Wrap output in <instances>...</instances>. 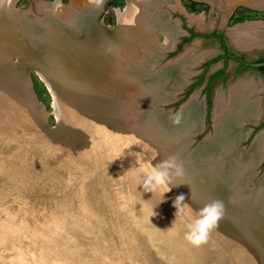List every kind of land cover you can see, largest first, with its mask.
<instances>
[{
    "label": "bare ground",
    "instance_id": "obj_1",
    "mask_svg": "<svg viewBox=\"0 0 264 264\" xmlns=\"http://www.w3.org/2000/svg\"><path fill=\"white\" fill-rule=\"evenodd\" d=\"M240 1L249 2L257 7L264 5L260 4L258 6L259 4L256 3V0H230L229 9L234 8ZM14 2L15 0H13L10 7L0 8V108L2 107L0 109V126L8 128L11 125L17 128L15 124L27 123V118H30V108L40 114V121L43 123L45 118L49 116L43 114L44 111L40 108L42 104L39 101H35L31 83L23 74L25 67L33 63L36 65V62H31V60H35L37 54L39 56L46 55V58H49L48 64L50 66L48 67L51 73L48 78L52 81L56 92L55 95L54 89H51L56 112L59 115V124L63 125L66 122L69 124L79 123L86 129V132H84L86 134L95 130L93 127L95 123L100 124L103 138L105 137L106 139V137L111 135L117 136L118 138L116 137L115 142L121 141L120 144L124 143V147L122 145L118 147L123 152L120 157L122 161H129L132 166L133 164L135 165V162L143 166L144 156L155 162L159 161L160 139H166V137L158 136V132H154L155 129L151 126L147 127V125L139 131L135 130L139 128L131 129L129 124L126 125L123 119L122 112L126 108L121 109V101L124 100L125 102L126 99L128 100L132 92L134 94L144 93L152 98L158 97L159 94H166L165 96L162 95L165 97L164 101H171L175 94L187 83L193 66H196L197 61L202 58L201 53L197 55L195 51H189L188 53L186 51V55L183 54L182 59H180V56L178 62L171 61L169 66L162 67V70L159 71L161 73L158 79L151 78V76L157 74L155 72L152 74V71L155 70L154 67H156L153 64L155 62L153 57L154 54L158 53L153 46L154 33L161 31L160 26H165L162 29L166 33L167 42L168 44L173 42L177 29L166 17L168 15L166 9L174 11L178 8V5L173 0H129L125 13L116 10L120 19V22L118 20L119 29H117L118 32L115 31L109 35L107 33L102 34L94 26V11L98 8L93 3H90L89 0H73L71 6L63 5V8L55 14L51 11L53 3L44 4V2H41L39 3L41 5L39 12L35 15L31 11L21 12L17 11V9L15 10ZM164 5L168 6L163 9L162 6ZM150 12L154 17H149ZM81 22L85 25H80L79 23ZM261 26L264 27V22L257 23L253 21L236 25L230 32V39L232 38L235 45L242 50L253 49L252 47H264V38L259 37L261 33L259 27ZM31 36L37 40L33 49L25 43ZM54 38H56V41ZM148 48L152 50L150 53L147 51ZM144 54L150 57L148 58ZM15 57L17 61L14 60ZM157 57L159 56L157 55ZM157 57L155 55V58ZM144 60L146 61L145 63L149 64L151 75L147 78H141L143 81L141 84L135 82L130 75L125 76L126 72H123L124 70H134L136 61L138 65H141ZM42 65L44 64L42 63ZM146 65L144 64L141 69L136 71V73L141 72L139 76H143V71L141 70ZM38 75L45 81L43 74L39 71ZM142 86L144 87L142 88ZM62 88H64V91H61ZM263 90L264 84L261 82H255L253 79H243L230 86L227 96L223 93H218L213 120L216 128L215 134L210 135L204 143L202 141L198 143L196 152H192L193 155H191L193 158L198 154V158L193 159V164L189 163V165L185 166V176L180 179H184L186 183L191 184V182L198 181L200 177L202 183L207 181L211 184H216L217 187L229 189L231 191L229 201L232 206L243 205L248 214L255 212V209L259 211V214L262 212L259 216L263 217L264 222V197L263 200L258 202L255 199L264 192V183H260L262 187L259 189H250L248 184L250 183V178H252L251 171L246 174L245 188H241V191H246L244 200L243 198L238 199L235 197L230 185L235 175L245 168L246 165L243 162H247V168L254 165L255 168L259 160H261L262 146L264 147V132L255 140V144L249 150L243 151L238 149V147L239 143L245 140L248 135V131L243 126L247 123H256L261 114L263 107L260 103L259 93ZM167 91L170 92L169 96ZM195 99H191L192 101L188 103L189 105L185 106L182 112L183 121L173 130L175 137L179 136L181 138L184 136L182 143L185 147H188L192 134L202 129L201 104H198L199 102L197 103ZM160 100L162 101V99ZM10 107L12 110L9 109ZM62 110L64 115L61 113ZM93 111L96 113L97 119H94L93 115L91 116ZM172 125L169 122L167 127H172ZM150 127L153 132L149 131ZM118 131L121 133L122 131L125 132V135L119 136ZM83 141H87V139L85 138ZM144 142L149 147H147V150L144 148L145 150L142 151L139 146L143 145ZM92 144L97 147L96 142ZM177 145L181 146L180 143H177ZM135 150L142 151L139 152L141 157L136 155L131 157V153L133 155ZM115 157H117L116 153ZM102 160L104 165L111 168L115 167H112V164L116 163L114 160H118V163H120L118 157L111 158V156H107ZM110 162H112L111 165H109ZM191 168L194 170H191ZM98 169L100 168L93 166L89 171L90 176L96 182L95 187H100L103 191H106L107 196L116 202L115 200L120 195L116 192L114 194L113 185L116 183L111 181V178L117 177L114 172L115 169H111L106 173L100 172ZM93 172L96 174L94 175ZM104 179L109 184L110 190L102 187ZM122 180L124 181V179ZM126 180L129 184H132L131 177ZM92 187L91 189L94 191V185ZM89 194L90 196L92 195L90 192ZM250 197L251 201L249 200ZM253 201L256 202L253 203ZM106 214L109 217L105 219L102 216L95 223L106 221L110 224L112 221L117 226H121L122 230L114 228L115 231L111 232V234H114L112 238L115 239L114 242L112 241L113 244L110 243L112 246H110V250H113V253H106L109 242L104 241L99 246L97 245L98 249H100V251L98 250L99 254L105 255L107 264H128L127 257H132V254L137 251V247L144 250V237L140 232L138 233L137 227L131 225L127 227V221H120L119 218L116 219V216L109 215L110 213ZM118 220L119 222H117ZM56 226L59 225L57 224ZM98 226L99 229L104 231L103 226ZM56 228L54 230L53 225H51L47 227L50 230L46 229V231L51 233L50 236L56 235ZM31 229H34V227ZM95 229L98 231V227ZM117 231H120V233L115 234ZM78 232L76 229L73 230L72 236L78 235ZM100 233H94L93 236L98 237ZM21 234L17 230L13 231L6 228L0 220V242L8 246L9 249H11L10 245L14 246V240H23L24 237ZM116 238H118V242ZM120 239L126 240V242H121ZM80 240L81 242L84 241L78 243V245L84 246L86 244L89 250L94 247L92 250L96 253V246H93V241L84 238L83 240L80 238ZM123 244L128 245V250L126 251L129 255L120 253L119 245ZM133 246L134 252L132 253ZM56 247L53 245L48 250L50 247L45 246V244L43 247L42 245H35L31 254V259H33V256L35 258L33 264L53 263L52 257L59 251ZM114 249L117 250L114 251ZM145 255L146 253L143 254L142 252V257L139 256V259L137 257L134 258L133 264H136V262H138L137 264H150L146 261ZM45 256L49 257L45 258ZM27 262L28 259L24 260L23 264H27Z\"/></svg>",
    "mask_w": 264,
    "mask_h": 264
},
{
    "label": "rangeland",
    "instance_id": "obj_2",
    "mask_svg": "<svg viewBox=\"0 0 264 264\" xmlns=\"http://www.w3.org/2000/svg\"><path fill=\"white\" fill-rule=\"evenodd\" d=\"M173 1L178 5V8L174 11L166 9L168 11L167 18L170 20V23H173L172 25L176 26L177 31L170 45L167 42L166 33L162 29V27L165 28V26L161 27L158 24L162 32L156 33L154 38L155 45L153 44V46L158 53L162 52V55L158 53L154 54L153 59H155V62L153 64L156 67H154L155 70L152 71V74L153 72L157 74L151 76V78L158 79L161 73L159 71L162 70V67L169 66L171 61L178 62L183 58V54L186 55L189 51H195L197 55L201 53L202 58L197 61L196 66H193L187 84L183 85L181 90L175 94L171 101H164L165 97L163 96L166 95L165 93V95L159 94L160 96L158 95V97L152 98L146 96L144 93L134 94L132 92L128 100L126 99L125 102L124 100L121 101V109L124 107L126 108L125 111L123 110L122 116L126 125L129 124L131 129L139 128L138 130L135 129L139 131L142 127L147 125V127H153L155 129L154 132H158V136L166 137V139H160V147L158 149L160 160L175 154L184 162V166H187L189 163L193 164L194 158H198V154L193 158L191 156L193 155L192 152H196L198 143L201 141L204 143L210 135L215 134L216 128L213 120L218 93H223L227 96L230 86L243 79H253L255 82L264 84L263 77L251 72H236V64L229 62L230 76L224 82L214 81L212 83L211 105L210 109L207 110V103L203 91L205 81L210 74L217 71V69L222 66V61L218 58L220 54V41L216 38L210 39L208 36L218 32L224 36L225 42L230 50L235 53L243 52L234 42L232 43L233 40L232 38L230 39L229 36L230 32L236 25L246 21L263 23L264 5L260 6V4H264V0H256V3H258L260 7L253 6L249 2H247V4L246 2L240 1L232 9H229L230 0ZM41 2L49 4L54 3L55 0H15L13 5L14 9H17V11H31L32 14L35 15L39 12L38 10L41 6L39 3ZM128 2L129 0H106L96 16L97 23H100L107 29L116 27L118 25V20L120 22L116 10L124 12L128 7ZM61 3L64 6H71L73 0H61ZM166 6L168 5H164L162 8L165 9ZM178 10L185 12L182 13ZM151 12L153 13V11ZM151 12L149 15L150 18L151 16L154 17ZM259 29H261V35L259 34V37L264 38V27L261 26ZM188 30L195 31L199 36L195 38L190 37ZM54 39L56 41V38ZM25 43L33 49L37 40L31 36ZM252 48L253 49L244 50L247 53L243 52V54H246L247 58L249 57L252 59L257 57L258 54L256 51H263L264 49L263 46ZM147 51L150 53L152 50L148 48ZM155 55L159 57L155 58ZM144 56L150 57L145 54ZM16 59L14 58L15 61ZM145 62L144 60L143 64L138 65L136 61L134 64L136 68L134 70L131 69V71L126 69L123 71L126 72L125 76L127 77L130 75L135 82L141 84L143 82L141 78H147L151 75L149 72V64ZM144 64L147 65L141 70L143 71V76H139L141 72L136 73V71L141 69ZM206 64H209L207 69L208 73H206V75L204 74L203 79L200 81L199 77ZM29 75L32 89L37 100L42 104L40 108L44 111L43 114L49 116L43 123L40 121V114L33 108V110L30 108L31 113L29 116L30 118H27V123H20V125L14 123L17 128L11 125L8 126V128L0 126V220L3 225H8L14 231L17 230V232L22 233L21 235L24 237L21 241L14 240V246L10 245L11 249L0 242V264H23L26 259H28L27 264H33L35 258L33 256V259H31V254L35 245H42L43 247L47 242L53 243L59 250L57 254L52 257L53 263L50 262L49 264H92L93 261L90 259L87 249L85 248L86 245H78V243L83 242L80 240V235L74 233L75 236H72V231L75 229L79 231V229L81 230V228L84 227L83 225H85L82 220L83 217H81L79 213L85 217L84 220L86 223L87 221L94 223L97 218H101L102 216L105 219L109 217L108 214H106V208L97 204L94 198L89 195L87 183H89V180L92 178L89 171L95 166L100 168L98 169L100 172L103 171L106 173L111 169H115V175L121 174V170H118V168L122 169V164L118 163V160H114L116 163L113 164L110 162L109 165L112 164V167L115 166L111 168L110 166L104 165L102 159L111 156V158L118 157L120 161L123 152L118 148L119 155L115 157L114 150L120 145L124 147V143L120 144V141L115 142V144L110 142L107 137V140L105 137L103 138L102 128L100 124L96 123V126L92 124L95 130L87 134L84 133L86 129L79 125V123L69 124L67 122L65 124L63 123L59 132H53L51 129L55 128L59 123V115L56 112L54 99L49 94L41 78L33 71H31ZM143 87L144 86H142V88ZM167 93L169 96L170 92L167 91ZM259 97L261 106L263 107L260 114L261 119L256 121L257 124L254 126L252 125L253 123H247L243 126L245 130L249 131L247 138L239 143L238 149L243 151L249 150L250 147L255 144V140L264 132V90L259 93ZM194 98H196L195 100L197 103L199 102L198 104H201L202 129L192 134L191 140L188 142V148L182 143L184 136L181 138H179V136L175 137V133H173L177 125L167 127V124L171 122L169 120L170 113L180 111L184 104L186 106V103H189L192 101L191 99ZM160 99H162V101ZM184 108L181 113L184 111ZM9 109L12 110L11 107ZM61 113L64 115L63 110ZM95 114L94 111L91 114L94 119L96 118ZM81 119H83V117H81ZM151 127L149 131L153 132ZM117 133L119 136L122 135L119 131ZM85 138L87 141H83ZM93 142H96L97 147L92 144ZM177 143H180L181 146L179 147ZM143 145H140L139 149L143 151L145 150L144 148H146L147 150L149 146L146 145L145 142ZM140 150L133 151L131 157L135 155L141 157L139 152L142 151ZM262 151V161L257 164L255 168V165L247 168V162H243V164L246 165L245 168L239 171V173L235 175L234 180L230 182L236 198H243L244 200L246 191H241V188H245V175L250 171L252 178H250L251 180L248 184L249 188L255 190L256 188L259 189L262 187L260 183H264L263 146ZM159 161L155 162L144 156L142 163L145 169L147 165L152 167ZM145 170L148 173L151 171L150 169ZM93 174L95 175L96 173L93 172ZM119 178L120 177L111 178V181L113 182ZM125 190L128 196H126L128 199L126 200V205L131 208V218H134V220L137 221L136 223H142V218L139 216V210L142 209L140 203L134 200V197H131V189L129 194V189L125 188ZM263 193L264 192L261 194L262 197L260 195V197L255 198L257 202L263 200ZM249 200L251 201V197ZM255 202L256 201H253V203ZM140 223H138V226H143ZM164 223L166 222L164 221ZM57 224L59 226H56ZM51 225H53L54 230L57 227V233L56 235L54 234L55 236L52 235L53 237L50 236V232L46 231L47 227ZM102 226L104 231L101 229L98 230V232H101L100 236L103 242H109L108 246L110 249V243L115 241V239L112 238L114 234H111V232L115 231V226H113L112 221L110 224L103 221ZM33 227L34 229H31ZM93 234V231L87 230L86 239L94 242ZM115 234H117V232ZM212 239L215 240L213 237ZM120 240L121 242H126V240ZM145 240L144 250L137 247V251L132 257L126 256L128 264H133L134 258L141 256L142 252L143 254L146 253L149 255L152 251L163 260L164 264H167L166 262L169 264H184L187 262V259L182 260L181 256L179 257L175 245L168 243L170 247L167 248V251L164 249V243L167 245V240H163L162 235L161 237L152 235L149 236V238H145ZM116 241L118 242V238H116ZM127 247L128 245L125 244L119 245V249H122L121 251L123 254L128 250ZM73 250L75 251L73 252ZM116 250L114 249V251ZM112 252L113 250L111 253ZM47 257L49 256H45V258ZM185 260L186 262H184ZM137 263L138 262H136V264Z\"/></svg>",
    "mask_w": 264,
    "mask_h": 264
},
{
    "label": "water",
    "instance_id": "obj_3",
    "mask_svg": "<svg viewBox=\"0 0 264 264\" xmlns=\"http://www.w3.org/2000/svg\"><path fill=\"white\" fill-rule=\"evenodd\" d=\"M100 9L101 8H98L96 11H94L93 24L99 29V31L102 34L107 33L111 35L115 31H117V29H119V25H117L114 28L107 29L106 27H103L100 23H97L96 16ZM166 17L168 16L166 15ZM248 22L249 21H246L241 24ZM79 24L85 25L82 24V22ZM70 30L72 29L70 28ZM70 30H68V32H70ZM156 33H154V38L156 36ZM48 60L49 58H46V55L39 56V54H37L35 60L34 59L31 60V62H36V65L35 63H33L25 67L23 70V74L24 76L27 77V79L31 83V79L29 75L31 71H33L39 78L41 77L38 75V71L42 73L45 79L44 84L49 94L53 98L51 89H54L55 92V88L52 84V81L48 78L49 74H51L49 71L50 68L48 67L50 66V64H48L49 62ZM42 63L45 65V67H43L44 65H42ZM31 89H32V85H31ZM58 91L60 90L58 89ZM61 91H64V88H62ZM32 93L35 101L38 102L33 89H32ZM187 104L188 103H186V106ZM184 107L185 104L181 107L180 112L183 110ZM43 108L45 109L44 106ZM61 126L62 124L58 123V125L51 130L57 133L59 132V130H61ZM124 133L125 132L122 131V135H125ZM116 137L117 136L111 135L107 137V139L110 142L115 143ZM114 152L116 153L117 156L119 155L118 147L115 148ZM261 161L262 159L259 160L258 164ZM120 163L122 164V169L118 168V170L119 169L121 170V174L116 175L117 177L120 178L112 182V183H116L115 185H113L114 194L116 192L117 194L119 193L120 195L119 197L117 196L118 199L115 200L116 202H114V200L110 199L107 196L106 191H103V189H101L100 187L99 188L97 186H96L97 188L95 187L96 182L94 178H91V180H89L90 182L87 183V188L89 189V192L92 194L91 196L94 198L97 204L105 207L107 213H110L109 215L116 216V219L119 218L120 221L121 220L127 221V227H129L130 225L133 227H137L138 233L140 232L144 237L143 245H145L146 243L145 238H149V236L152 235L156 237H161L162 235L163 240H167L166 241L167 245L166 243H164L165 244L164 249L167 251V248L170 247L168 243L175 245L179 257L181 256L182 260L187 259V262L185 260L184 262L186 263L184 264H264V222H263V217L259 216L262 212H260L259 214V211L255 209V212H251L250 214H248L247 210L243 205L237 204L235 206H232L231 202L229 201L231 194V191H229V189L227 188L223 189V187L221 188L217 187L216 184H211L207 181H204L202 183V179L199 176H198L199 180L195 182H191V184L186 183L184 179L175 180V183L180 185L177 187L170 186L171 191L167 193H164L166 191L165 188H160L152 193L145 192L141 186V181L143 177L148 174V172L145 169L151 170L152 167L147 165L146 168L144 169V165L141 166L136 162L135 165L133 164L132 166V164H130L129 161L128 162L125 160L122 161L121 158H120ZM191 170L194 169L191 168ZM130 177L132 178V184H129V182L126 180L129 179ZM122 179H124V181ZM102 184H103L102 187H104V189L108 188L110 190V186L107 183V181H105V179ZM92 185H94V191L91 189L93 188ZM125 188L129 189L128 194L130 193V189H131L132 192L131 197H134L135 198L134 200H137L138 203H140V207L142 209L140 208L141 210H139L140 213L139 216L142 218V223L140 222L138 223L142 224L144 227L141 225L138 226V223H136L137 221H135L134 218H131L132 215L131 208L130 206L126 205V200L128 199L126 198L127 192ZM181 194L185 196L184 203L187 204V207L185 208V212L183 215L175 217L176 209L173 207V201L176 196ZM212 199H219L223 201L225 206V216L223 219L219 221L218 227H216L214 230L211 231L207 243L202 244L199 247L193 246L184 239L185 233L188 230L187 225L192 220L198 218L199 210L204 206V204H206ZM153 211L156 213L155 216H153ZM79 215L83 217L82 220L85 223V225H83L84 227H82L81 230L79 229L78 233L80 235V238L83 240V236H84V239H86L87 230H91L94 233L98 234V231L95 228L98 227V230H101L99 229L98 225L102 226V223H95V222L99 218H97L94 223L93 222L91 223V221L89 222L87 221L86 223V221L84 220L85 217L81 215V213H79ZM119 220L117 222H119ZM174 220H176L175 231L170 232L168 228L172 226ZM164 221L166 223H164ZM153 225L156 227H154ZM113 226H115V228L118 230H122L121 226H117V224L113 223ZM5 227L12 229L8 225H6ZM117 233L119 234L120 231H117ZM212 237L215 240H213ZM93 238H94V242L96 243L93 244V246H96L95 248L96 253H94L92 250L94 247H92V249L90 248L89 250L88 249L89 247H86L87 245L85 244L86 245L85 248H87L88 254L90 253L91 260L93 261L92 264H107L106 263L107 259H105V255L99 254L100 249H98L97 247V245L99 246V244L103 243L101 236L100 235L98 237L93 236ZM53 245L54 244L51 242L45 243V246L50 247L48 248V250H50L51 246ZM120 249L119 251L120 253H122L121 251L122 249L121 250ZM103 250L105 249L103 248ZM74 251L75 250H73V252ZM92 252L94 255L92 254ZM133 252H134V246L132 249V253ZM106 253L108 254L113 253V252L111 253L109 246ZM125 254L127 255V251L125 252ZM145 256H146L145 257L146 261H148L150 264H164L163 260H161L158 257V255H155L154 251H152V253H150L149 255L146 254ZM166 263L169 264L168 262ZM111 264H116V263H111Z\"/></svg>",
    "mask_w": 264,
    "mask_h": 264
},
{
    "label": "clouds",
    "instance_id": "obj_4",
    "mask_svg": "<svg viewBox=\"0 0 264 264\" xmlns=\"http://www.w3.org/2000/svg\"><path fill=\"white\" fill-rule=\"evenodd\" d=\"M13 0H0V8L10 7ZM97 8H102L104 0H89ZM63 8L61 0H55L51 6L53 14L60 11ZM182 113L177 111L170 113L169 120L176 126L182 121ZM185 176L184 162L175 154L169 155L166 158L160 160L155 166H152L151 171L143 177L141 186L145 192H154L160 188H165L167 193L171 191V187H177L180 184L175 183V180ZM185 196L183 194L175 197L173 201V207L176 209L175 217L181 216L185 212L187 204L184 203ZM156 213L153 211V216ZM225 216V206L223 201L219 199H212L199 210L198 218L192 220L187 225V232L184 239L191 245L199 247L202 244L207 243L210 233L216 227L218 223ZM154 226V225H153ZM156 227V226H154ZM170 232L175 231V220L172 226L168 228Z\"/></svg>",
    "mask_w": 264,
    "mask_h": 264
},
{
    "label": "flooded vegetation",
    "instance_id": "obj_5",
    "mask_svg": "<svg viewBox=\"0 0 264 264\" xmlns=\"http://www.w3.org/2000/svg\"><path fill=\"white\" fill-rule=\"evenodd\" d=\"M252 9V8H251ZM260 9V8H257ZM190 33V37L195 38L199 36L195 31L193 30H188ZM210 39H218L220 41V54L218 56L219 60L222 61V66L217 69V71L213 72L210 74L206 81L205 85L203 88L204 94H205V100L207 103V110L210 109L211 105V86L214 81H221L224 82L225 80L228 79L230 76V67H229V62H232L236 64V72H251L255 73L256 75L263 77L264 78V49L263 51H256L257 52V57H254L250 59L249 57H246L247 53L243 50V52H238L235 53L234 51L230 50V48L227 46L224 36L222 34H219L218 32H215L208 36ZM233 43V41H232ZM239 51V50H238ZM258 65V66H256ZM208 66L209 64H206L204 66V69L202 70L201 76L199 77L200 81L203 79L204 74L208 73ZM261 115L259 116L258 120L259 121L261 118ZM257 123H253L252 125H256ZM255 129V128H254ZM249 134V131H248Z\"/></svg>",
    "mask_w": 264,
    "mask_h": 264
}]
</instances>
